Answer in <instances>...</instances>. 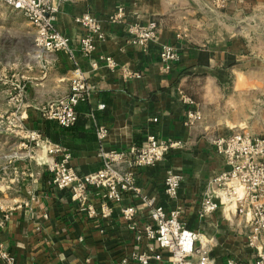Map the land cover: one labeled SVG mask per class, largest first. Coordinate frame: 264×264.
Returning a JSON list of instances; mask_svg holds the SVG:
<instances>
[{"label": "crops", "instance_id": "0c3cea01", "mask_svg": "<svg viewBox=\"0 0 264 264\" xmlns=\"http://www.w3.org/2000/svg\"><path fill=\"white\" fill-rule=\"evenodd\" d=\"M119 6L125 11L122 23H109ZM257 9H264V0H66L60 4L53 27L69 39L68 50L39 57L34 52L15 79L19 88L13 103L24 130L40 135L59 153L45 157L37 151L40 160L36 161L27 148L30 142L19 136L26 146L21 144L23 156L7 161L0 173V253L11 256L13 264H113L135 249L144 252L149 243L136 246L120 215L121 208L134 206L137 224L146 223V211L137 197L129 193L120 204H111L106 219L89 218L70 201L67 191L52 188L43 163L68 155L76 175H88L102 167L101 148L140 147L149 134L181 148L154 168L136 171L139 195L153 196L165 209H173L162 183L168 168H179L184 176L179 189L183 219L186 229L196 231L195 213L204 187L226 169L211 141L244 124L239 110L245 92L238 89L237 77L264 71V24L255 18ZM83 14L96 18L105 34L90 57L79 49L87 33L74 22ZM148 22L158 25L155 42L146 50L127 44L126 27ZM162 46L171 47L178 56L167 72L159 61ZM99 57H110L115 68L109 69ZM74 69L92 92L76 107V124L63 129L44 120L39 109L68 94ZM127 72L139 77H128ZM190 112L199 116L193 125L186 124ZM98 128L107 131L101 143L96 138ZM89 204L99 212L97 195H91ZM230 221L218 211L202 223L200 231L211 241V258L216 264L231 259L252 262L254 251ZM0 264L4 263L0 260ZM149 264H168L167 255Z\"/></svg>", "mask_w": 264, "mask_h": 264}, {"label": "built area", "instance_id": "2783aa9c", "mask_svg": "<svg viewBox=\"0 0 264 264\" xmlns=\"http://www.w3.org/2000/svg\"><path fill=\"white\" fill-rule=\"evenodd\" d=\"M66 0H0V3L13 11L21 13L34 29L33 46L36 56L42 53H57L68 50L69 39L58 34L53 27L60 4ZM125 17L122 7H117L108 18L111 24H121ZM74 22L86 31L80 39L79 49L83 56L90 57L96 44L105 40L100 22L90 14H83ZM126 43L146 50L157 38L158 25L148 22L145 25L130 23L126 29ZM178 56L169 46H162L159 61L167 72ZM99 61L109 69L115 68L110 57H99ZM95 66V65H93ZM69 92L66 96L54 99L39 109L40 116L63 129L72 128L77 122L76 107L87 100L92 88L85 83L82 73L74 69L71 73ZM128 77L138 78L137 74L126 73ZM199 120L197 113L190 112L186 124L193 125ZM153 119V122H156ZM16 133L27 139L31 156L40 160L37 151L45 157L59 153L36 133H27L21 118L14 116ZM107 135L103 128L96 130V138L101 143ZM25 146V143L22 144ZM216 155L224 162L225 171L208 180L195 213L198 229H186L183 219L184 207L179 202V189L184 180L182 171L176 167L166 170L162 191L173 209L167 210L158 204L155 197L139 195L135 173L140 169L154 168L170 152L180 149L179 143L163 141L154 135H147L140 147H129L125 151L99 150L102 167L91 174L78 176L69 166V156L63 155L59 161L45 162L50 175L51 186L55 191H67L70 201L77 204L87 217L100 216L106 219L111 215V204H120L126 194L138 198L140 208L146 211L147 221L139 226L136 222L137 209L134 206L121 208L120 215L134 236L136 246L148 242L144 252L135 249L128 257L113 264H149L160 261L163 253L168 264H216L210 254L211 241L200 231L202 223L220 211L226 221H234L238 232L243 236L246 246L254 251V260L247 264H264V136H252L243 132H232L216 137L211 141ZM26 147V146H25ZM28 152V153H29ZM1 176V175H0ZM3 179L0 177V183ZM97 195L99 212L89 204L91 195ZM152 243V245H150ZM154 244V245H153ZM4 264L14 260L6 253H0ZM226 264H243L233 259Z\"/></svg>", "mask_w": 264, "mask_h": 264}, {"label": "rangeland", "instance_id": "374dc122", "mask_svg": "<svg viewBox=\"0 0 264 264\" xmlns=\"http://www.w3.org/2000/svg\"><path fill=\"white\" fill-rule=\"evenodd\" d=\"M255 15L264 24V9H257ZM33 38L34 29L26 18L0 3V173L7 161L24 154L23 142L16 133L13 103L19 88L15 79L35 52ZM237 79L238 89L245 92L243 106L240 104L243 111L239 110L244 124L234 132L264 136V71H253L249 78Z\"/></svg>", "mask_w": 264, "mask_h": 264}]
</instances>
